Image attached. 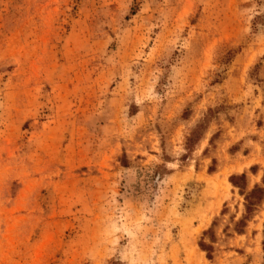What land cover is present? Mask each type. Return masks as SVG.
<instances>
[{"label": "rangeland", "instance_id": "1", "mask_svg": "<svg viewBox=\"0 0 264 264\" xmlns=\"http://www.w3.org/2000/svg\"><path fill=\"white\" fill-rule=\"evenodd\" d=\"M0 264H264V0H0Z\"/></svg>", "mask_w": 264, "mask_h": 264}, {"label": "trees", "instance_id": "2", "mask_svg": "<svg viewBox=\"0 0 264 264\" xmlns=\"http://www.w3.org/2000/svg\"><path fill=\"white\" fill-rule=\"evenodd\" d=\"M242 178L244 177V175L241 176ZM239 178V177H238ZM233 179H235L233 177ZM232 182V181H231ZM233 183V182H232ZM261 189L255 188L252 191H250L247 195H245V202H246V206H245V212L249 213L250 212V208L251 206L254 205V203L251 201L252 197L259 192ZM263 192V191H261Z\"/></svg>", "mask_w": 264, "mask_h": 264}]
</instances>
